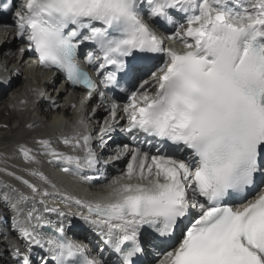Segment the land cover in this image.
<instances>
[{"label":"snow or ice","instance_id":"snow-or-ice-1","mask_svg":"<svg viewBox=\"0 0 264 264\" xmlns=\"http://www.w3.org/2000/svg\"><path fill=\"white\" fill-rule=\"evenodd\" d=\"M145 4L157 22L175 26V15L186 17L174 32L184 51L164 47L142 15ZM14 17L16 35L40 63L83 85L89 97L99 86L78 62L83 42L96 47L87 62L104 70L99 84L105 87L134 84L150 73L151 80L128 94L123 131L133 140L144 134L170 142L174 153L186 154L174 159L161 145L150 156L124 145L120 155L132 156L127 175L139 182L113 188L105 203L75 201L86 207L82 219L118 254L116 264H138L151 248L158 250L159 264H264V191L252 200L240 196L247 202L235 207L227 202L255 186L258 174L264 178V0H23ZM161 53L163 66L151 71ZM82 140V157L54 149L50 154L77 169L95 168L90 136ZM39 143L51 148L48 140ZM44 211L65 215L57 208ZM19 231L33 244H47L55 264H107L66 238L63 226L47 237L35 228ZM23 264H30L27 255Z\"/></svg>","mask_w":264,"mask_h":264},{"label":"bare ground","instance_id":"bare-ground-1","mask_svg":"<svg viewBox=\"0 0 264 264\" xmlns=\"http://www.w3.org/2000/svg\"><path fill=\"white\" fill-rule=\"evenodd\" d=\"M185 18L183 15H175L176 24L186 25ZM156 22L155 20L154 23ZM160 22L162 21L157 23ZM16 31L15 25L0 29V96L4 94V98L0 99V142L2 141L0 145H9L8 150L0 148V156H5L6 160L10 161L20 171L32 173L34 171L33 166L18 163V159L12 156L14 149L23 147L37 153V159L44 160L45 165H58L59 159L54 158L50 152L54 149L58 153H64V149L61 150L62 146L57 147L55 144L67 138L71 142L69 143V150L65 151V155L82 157L85 155L82 136L88 135L90 136L88 146L98 160L102 158L101 155L106 154H114V157H117L116 150L113 154L109 150L110 145H112L110 140L121 138L122 133L119 129L122 128V125L113 123L112 127L116 130L113 133L112 128L110 131H105L109 127L108 123L105 125L99 124L101 123V117H105L108 113V107L94 99L91 100L93 102L88 104L77 97L68 95L66 91L57 89L56 79H53L50 75H40L38 68H29L24 57L27 41L18 37ZM23 74L28 77V80ZM32 76L36 82L33 81ZM6 112L7 116L3 117ZM43 117L44 120H42ZM41 140H48L51 148L40 144L39 141ZM76 140H80L79 146L76 145ZM21 161L24 162L22 159ZM128 164L125 167V159H119L106 166L104 176L97 180L86 179L87 184L100 188L102 191L94 190L92 192L87 187L82 190H74V187L81 188L82 185L66 176L63 177L64 174L61 172H53L50 175V181L60 186L63 193H66L65 195L74 203L80 198L88 201L92 198V195L97 198L104 193H108L110 196L113 188L120 184L139 182L138 177L130 178L127 175ZM66 165L71 169H77L73 164L68 163ZM48 170L54 171V169ZM74 182H76V186H74ZM52 189L54 190L53 187ZM85 190L87 192H84ZM5 209V206L0 203V213L4 214ZM69 211L74 212V215L69 218L71 222L78 223L80 226L88 224L79 215V210ZM82 213L86 214L85 212ZM3 218L4 221L8 220L7 215H4ZM7 223L11 225L9 221ZM10 227V234L15 235L19 243H23L24 239L18 230L12 226ZM3 242L6 249L3 251L4 253L0 254V264H14L17 261L15 252H13L15 247L8 248V242L6 240Z\"/></svg>","mask_w":264,"mask_h":264},{"label":"rangeland","instance_id":"rangeland-1","mask_svg":"<svg viewBox=\"0 0 264 264\" xmlns=\"http://www.w3.org/2000/svg\"><path fill=\"white\" fill-rule=\"evenodd\" d=\"M185 21H186V18H185ZM23 76L24 77H26L25 76V74H23ZM26 79L28 80V77H26ZM32 79H33V76H32ZM33 81H35L36 82V80L35 79H33ZM51 92V91H50ZM49 92V93H50ZM8 94V93H7ZM4 95V94H3ZM0 96V99L2 100L3 98H4V96ZM6 95V94H5ZM6 114V115H5ZM7 116V112L6 113H4V116L3 117H6ZM2 117V118H3ZM10 119V118H9ZM45 118L43 117V119L42 120H44ZM9 123H10V120H9V122H8V125H9ZM2 129H4V128H2ZM0 203H1V200H0ZM11 225H9L8 223H7V220L6 221H4V218H3V214L2 213H0V244L3 242V241H7L8 243V248H10V247H19V243H18V240H17V238L15 237V235H12V234H10V232H9V227H10ZM11 228V227H10ZM5 249H6V247H5V245H4V242H3V244L1 245V247H0V254H2V253H4L3 251H5ZM14 252H16V250H14Z\"/></svg>","mask_w":264,"mask_h":264}]
</instances>
